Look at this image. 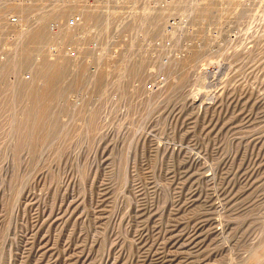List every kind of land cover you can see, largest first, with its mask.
I'll return each instance as SVG.
<instances>
[{
	"label": "rangeland",
	"instance_id": "obj_1",
	"mask_svg": "<svg viewBox=\"0 0 264 264\" xmlns=\"http://www.w3.org/2000/svg\"><path fill=\"white\" fill-rule=\"evenodd\" d=\"M263 233L264 0H0V264H257Z\"/></svg>",
	"mask_w": 264,
	"mask_h": 264
},
{
	"label": "built area",
	"instance_id": "obj_2",
	"mask_svg": "<svg viewBox=\"0 0 264 264\" xmlns=\"http://www.w3.org/2000/svg\"><path fill=\"white\" fill-rule=\"evenodd\" d=\"M23 1V0H18ZM2 21L6 24H13L14 26H17L19 28L24 27L23 20L20 19L18 16L14 14H9L6 17L2 18ZM83 26V19L80 14H74L70 18L66 20L65 27L69 28L71 30L79 32ZM58 26H53V30L56 31ZM163 47L165 51L171 50L172 44L170 40L166 41H160L155 40L154 41V48ZM49 53L56 57H70V58H80L81 54L84 53L86 50H91L94 54H97L99 51H101V45L97 40H91L88 42L87 45H85L84 42H80L79 40L74 41H54L51 43L48 47ZM98 51V52H97ZM164 59L166 60L168 58V53L166 52L163 55ZM90 66L93 65V68L95 69L98 64L94 60H89ZM30 76H28L29 78ZM163 76L159 75L155 79L151 80L146 84V88L149 91L157 90L161 84L163 83ZM79 103V100H78Z\"/></svg>",
	"mask_w": 264,
	"mask_h": 264
},
{
	"label": "bare ground",
	"instance_id": "obj_3",
	"mask_svg": "<svg viewBox=\"0 0 264 264\" xmlns=\"http://www.w3.org/2000/svg\"><path fill=\"white\" fill-rule=\"evenodd\" d=\"M40 68H44L45 72L43 73V75L47 76L49 78L48 79V81H49L48 87L43 89V90H41V89L40 90H35L34 88H29L30 90L28 89L29 90L28 91V95H26L27 93L25 94L27 96V99H29L32 103L30 105H26V107H24V114H25L24 118L25 117L29 118L30 116L31 117L34 116L35 117V119H34L35 120L34 121L35 128L40 127L39 125L43 126L42 124L44 123L43 122L44 121V117L46 115V112L48 111V108L50 106V102L53 99V96H52L53 88L58 84V82L60 81L61 77L65 74L66 62H64V61H52L51 62L50 61L49 63L47 62V64L44 63ZM138 68H139V64H134L130 68V72H129L130 75H136L137 71H138ZM27 84H28V82H27ZM27 84H25L26 87H27ZM29 85H31V84L29 83ZM29 87H31V86H29ZM47 90H48V93L46 94ZM21 98H23V96ZM24 98H25V96H24ZM27 104H29V103H27ZM34 117H32V118H34ZM23 123H24V121H23ZM30 130L34 131L33 129H30ZM32 134L33 133L28 132V136H31ZM28 136H27V138H28ZM38 139L41 140V138H38ZM262 237L263 238L261 239V241L257 245V247H255V250L252 251V254H251L252 256L250 257V258H252L251 260L256 261L257 264L259 263L258 260L261 259V257L264 255V235ZM260 262H262V261H260ZM251 263L252 262H250V264Z\"/></svg>",
	"mask_w": 264,
	"mask_h": 264
}]
</instances>
